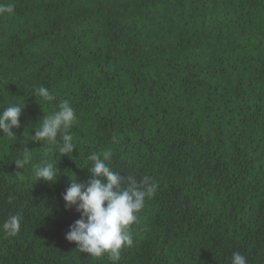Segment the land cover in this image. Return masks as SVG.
Wrapping results in <instances>:
<instances>
[{
    "label": "trees",
    "instance_id": "trees-1",
    "mask_svg": "<svg viewBox=\"0 0 264 264\" xmlns=\"http://www.w3.org/2000/svg\"><path fill=\"white\" fill-rule=\"evenodd\" d=\"M0 4L15 6L0 15V110L25 105L16 138L0 136V224L21 217L16 235L0 230V264H112L66 240L80 213L62 199L105 151L157 184L119 264H231L233 252L264 264V0ZM65 100L76 149L59 159L28 136ZM42 162L54 184L34 180Z\"/></svg>",
    "mask_w": 264,
    "mask_h": 264
},
{
    "label": "clouds",
    "instance_id": "clouds-1",
    "mask_svg": "<svg viewBox=\"0 0 264 264\" xmlns=\"http://www.w3.org/2000/svg\"><path fill=\"white\" fill-rule=\"evenodd\" d=\"M14 12L13 4H0V15H11ZM35 95L42 102L55 99V94L44 86L36 88ZM24 106L9 104L0 110V136L16 138L12 130L19 127V117ZM76 120L74 108L65 100L56 111L44 115L38 121L39 126L33 129L34 135L28 136V139L47 143L59 159L69 157L76 149L70 132ZM112 139L113 143H118L117 137ZM111 157V151L90 154L88 160L91 166L87 168L90 178L84 183L71 180L62 199L66 210L74 207L80 213V219L66 233V240L74 243L76 249L88 257L98 259L107 256L112 264H119L122 250L134 244L131 226L137 223L138 214L146 200L154 196L157 184L149 176L138 180L133 175H122L115 171L108 163ZM13 161L17 169H24L32 162V151L24 147L22 154ZM32 171L36 182L42 180L54 184L57 181L58 169L52 162L32 165ZM20 227L19 215H11L0 224V230L9 235H16ZM231 264L248 262L243 254L233 252Z\"/></svg>",
    "mask_w": 264,
    "mask_h": 264
}]
</instances>
